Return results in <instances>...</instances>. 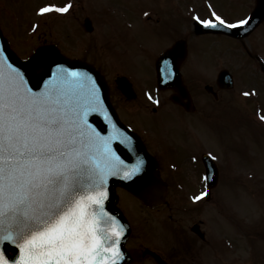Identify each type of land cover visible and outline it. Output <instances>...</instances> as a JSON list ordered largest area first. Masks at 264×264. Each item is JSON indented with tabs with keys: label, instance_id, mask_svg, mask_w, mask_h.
Returning a JSON list of instances; mask_svg holds the SVG:
<instances>
[{
	"label": "rangeland",
	"instance_id": "374dc122",
	"mask_svg": "<svg viewBox=\"0 0 264 264\" xmlns=\"http://www.w3.org/2000/svg\"><path fill=\"white\" fill-rule=\"evenodd\" d=\"M4 1L0 0L1 20L7 35L18 42L16 44L18 49L30 47L40 39H59L65 46H70L73 51L84 53L85 58L97 64L105 74L110 83L112 100L121 111H124L123 113L120 112L123 121L134 124L137 129L144 133L148 132V139L151 140L150 147L158 154L162 162L179 163L187 157L188 153L196 152L201 148H209L217 156L218 162L222 166V169L219 170V172L224 171V177H222V173L219 175V178L222 177V185L215 189L210 199H206L204 195L199 201L194 200L191 203L189 199H184L185 187L183 189L173 188L169 191V197L167 195V201L164 204L155 209H149L132 196L125 195L124 191L117 190L119 193L118 206L123 209L132 226L128 245L134 257L129 264H152L151 260L142 257L141 253L145 247L156 249L157 245H160L167 253L180 251L184 245L185 247L190 246L185 249L183 258L179 259L175 254L178 263L174 261L173 264L182 262L190 264L189 261L195 264H212L211 261L213 260L214 264H230L233 262L230 252L235 251L224 248L219 237L216 238L211 232V228L219 236L233 235L234 223L229 217L240 219L242 215L245 216L248 233L247 239L245 238L247 243H243V249H241V252L247 254V260L241 258V261H244L243 264H259L261 262L264 264L262 257L264 255V120L261 119V116H264V108L259 115V108L261 105L264 106V73L261 70H255V67L258 68L255 59H251L247 54L242 53V50L245 51L244 46L240 42L234 41L233 38L225 36H218V39L213 41H210L208 36L203 34L192 37L195 43L191 46L190 60L184 71L188 76V81L196 83L198 80L202 83L207 80L211 67L212 69L214 67L212 66L214 58L213 63L216 64L214 70L217 71L221 65H229L237 78V87L224 94L228 98L233 96L231 100L226 97L229 108L226 109L225 107L221 111V106L225 105L224 102L209 109L214 118L219 119L210 117L202 121L204 119L193 118L190 120L191 123L187 129L184 126L185 122L180 119L177 120L175 116L169 118L167 114L160 116L161 119L153 121V116L156 118L157 115L159 116V112L156 114L151 110L152 100L149 104L145 103L146 101L141 96L144 101L143 104L140 103L141 100L129 105L123 104L120 94L113 89V79L118 74L113 70L116 69L119 71L122 69L123 72L128 73L139 89L143 88L142 86H152L150 84L153 79L152 69H150V63L152 65L151 54L153 56L157 47L165 43V41L163 42L164 36L172 35L178 29L179 22H172L158 29L152 28L151 31L142 25L140 27L135 25L132 30H124L120 20L123 22L124 19L128 18L134 20L135 14L139 11L134 6L146 7L147 4H151L150 0H78L77 6L74 5L77 0H73V7L68 12L69 18L68 15L60 16L54 12H49L35 16L34 19L31 17L34 5L27 6L24 2L20 5V0H8L3 4ZM58 1L62 3L64 0ZM194 1L200 4L201 7L199 8L204 9L203 7L206 5V8L209 9L208 12L214 11L229 21L240 19L239 16L252 11L257 3V0H210L214 6L211 8L208 6L211 3H208L207 0L205 2L200 0H154L150 9L153 12V21L164 22L165 11L169 8L172 9L173 3L184 4V8H186V5L190 3L194 5ZM8 5L11 7L8 8ZM10 10L15 15L18 11L21 16L19 14L18 17L14 16ZM112 11L115 12L111 13ZM74 13L81 16L88 14L93 17L95 29L92 35L79 34L78 30L80 29ZM187 13L188 11L184 13V17ZM124 14L125 17L123 18ZM141 18L143 20L144 16L142 15ZM185 19V24L190 23L189 19ZM113 21L116 23L114 24ZM31 25H37L34 32H29L33 37L24 35L22 38L25 41H30V44L22 46L19 43L22 38L18 39L17 35L22 29L25 30ZM114 25L123 28L119 29L118 32H124L128 37H121L125 45L119 48L117 52L112 49L115 46L114 40L120 36V33L117 32ZM259 26L254 38L258 39L259 45L256 46L260 49L258 51L264 59V19ZM126 31L136 33L127 34ZM182 34L188 39L191 36L186 25ZM251 38L249 36L244 40L245 45L250 46L251 40H253ZM136 42L141 44L140 48L135 47ZM256 46H253L254 50H257ZM148 51L151 53L149 54ZM144 54L145 56L150 55L151 62ZM240 90H246L249 93V101L238 94ZM199 91L197 90L195 95L197 110L199 109L197 114L203 111L207 99ZM168 94L169 92L163 90L161 94L156 91L151 95L153 97L160 95L162 102ZM161 107L171 108L167 100L163 102ZM232 116L238 117L241 123L233 121ZM257 118L261 123H258L255 128L250 127L251 120ZM245 123H247L246 133L253 141L243 131ZM222 155L228 159L225 160ZM245 156L247 157L246 160ZM246 170L247 173H253L256 176L249 175L246 182L247 187L244 188L242 179L238 177L242 175V172L243 174L246 173ZM234 175L238 177H234ZM169 179L171 183L174 182L172 176H169ZM219 192L220 196L218 195ZM218 202L220 203L219 206ZM213 208H216V215L213 214L211 217ZM212 218L213 221L211 222ZM241 222L242 220L239 224ZM195 223L203 230L205 239L200 238L189 228ZM240 235L241 231L238 230L232 238L240 240ZM208 238L214 241V248L209 246ZM148 241L156 244V246L150 247ZM191 246L194 247L197 254L194 255L195 252H192ZM240 246L241 243H237L236 247L239 248ZM205 252L206 257H204ZM195 257L199 258L200 262ZM187 258H189L188 261ZM233 258L236 259V253L233 254Z\"/></svg>",
	"mask_w": 264,
	"mask_h": 264
},
{
	"label": "snow or ice",
	"instance_id": "6c2138e0",
	"mask_svg": "<svg viewBox=\"0 0 264 264\" xmlns=\"http://www.w3.org/2000/svg\"><path fill=\"white\" fill-rule=\"evenodd\" d=\"M69 7L48 5L39 12ZM212 15L215 20H196L209 27L248 23ZM29 64L37 79L51 73L40 91L29 87L25 72L0 46V264H116L123 257L124 226L101 234L102 225L116 222L103 203L107 178L125 165L88 123L104 107L99 85L89 73L53 68L44 51ZM142 164L137 161L131 174ZM9 244L18 248L17 257L6 255Z\"/></svg>",
	"mask_w": 264,
	"mask_h": 264
},
{
	"label": "water",
	"instance_id": "95a60500",
	"mask_svg": "<svg viewBox=\"0 0 264 264\" xmlns=\"http://www.w3.org/2000/svg\"><path fill=\"white\" fill-rule=\"evenodd\" d=\"M255 14L260 15V19L264 16V0H261V6L255 11ZM253 24L255 25L256 22ZM251 28H249V30ZM205 30L212 31L207 28H205ZM225 31L235 36H243L248 32L245 31L242 33H236L235 31L231 32L230 30ZM0 46L5 48L6 54L9 56V61L25 72L28 85L33 89V91H40L41 89L45 88L44 81L49 78L51 73L44 76L42 79H37L33 76H30L27 69L30 67L29 61L31 58L25 61L18 60V58L8 49L7 44L2 39L1 35ZM38 51H44L50 54L53 68L56 64H60L66 68L89 73L95 79L97 85H99L100 95L104 107L101 112L91 113L88 116V123L92 126V128L99 132L102 137L108 138L110 147L115 151L116 155H118L120 159L124 161L125 165L124 167H121L118 175L109 176L107 178V182L105 184L107 198L104 200L103 208L107 213H110L116 218V222L102 225L101 234H113L110 231L111 229L115 228L116 230H121L120 225L124 226L123 236L119 241V248L123 253V257L122 259H118L116 264H126L128 257L124 251L123 244L128 236V227L121 213L115 207L116 196L114 194V186L115 184L122 185L131 191L135 196L140 198L146 205L155 206L159 203H162L165 195V187L160 178L157 176L156 163L145 151V148L138 136L126 126H124L117 118L108 101V90L105 81L97 70L87 63L66 59L62 57L55 49L49 46L40 47L36 52ZM177 52H179V50L174 47L166 54L162 55L157 61L158 82L162 88L175 85L179 87L180 81L177 73V60L174 58V53ZM117 84L127 97L133 95L130 85L124 78H119L117 80ZM179 90L181 93L183 92V89ZM139 160H143L141 171L131 174L132 166L135 165ZM110 246L112 245H105V247ZM9 250L12 251V255L8 254ZM18 254L19 250L15 245H7L6 255L9 258L17 257Z\"/></svg>",
	"mask_w": 264,
	"mask_h": 264
},
{
	"label": "flooded vegetation",
	"instance_id": "af4514ba",
	"mask_svg": "<svg viewBox=\"0 0 264 264\" xmlns=\"http://www.w3.org/2000/svg\"><path fill=\"white\" fill-rule=\"evenodd\" d=\"M197 169H198V168H196V170H197ZM204 235H205V234H204ZM202 239H205V236H204ZM207 240H209V244H210L209 246H210V247H214V244H212V242L214 243V241H213L212 239H209V238H208ZM212 245H213V246H212ZM198 261H199V260H198ZM199 262H200V261H199Z\"/></svg>",
	"mask_w": 264,
	"mask_h": 264
}]
</instances>
